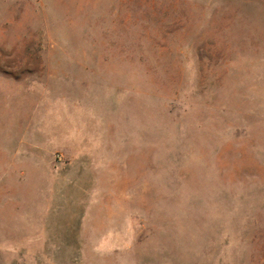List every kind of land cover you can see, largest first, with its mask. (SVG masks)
<instances>
[{
  "label": "rangeland",
  "instance_id": "1",
  "mask_svg": "<svg viewBox=\"0 0 264 264\" xmlns=\"http://www.w3.org/2000/svg\"><path fill=\"white\" fill-rule=\"evenodd\" d=\"M0 264H264V0H0Z\"/></svg>",
  "mask_w": 264,
  "mask_h": 264
}]
</instances>
